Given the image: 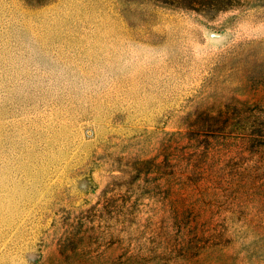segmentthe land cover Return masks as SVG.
<instances>
[{"label": "rangeland", "instance_id": "rangeland-1", "mask_svg": "<svg viewBox=\"0 0 264 264\" xmlns=\"http://www.w3.org/2000/svg\"><path fill=\"white\" fill-rule=\"evenodd\" d=\"M0 264H264V0H0Z\"/></svg>", "mask_w": 264, "mask_h": 264}]
</instances>
